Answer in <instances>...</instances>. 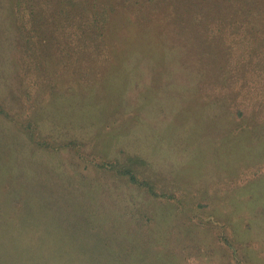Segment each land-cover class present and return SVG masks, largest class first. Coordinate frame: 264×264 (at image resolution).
Returning a JSON list of instances; mask_svg holds the SVG:
<instances>
[{
	"label": "rangeland",
	"instance_id": "1",
	"mask_svg": "<svg viewBox=\"0 0 264 264\" xmlns=\"http://www.w3.org/2000/svg\"><path fill=\"white\" fill-rule=\"evenodd\" d=\"M14 7V0H0V264H118L113 236L121 234L97 230L98 221L162 239L169 227L184 236L199 219L209 221L204 229L211 239L224 238L222 225L231 229L245 264H264V168L253 165L246 181L232 177L262 159V127L257 136L223 135L228 120L241 119L237 107L197 93L210 73L203 74L187 48L161 35L165 61L125 52L108 82L101 85L97 75L89 90L83 73L77 78L84 86L66 76L58 52L51 73L36 80ZM127 156L145 160L157 190L178 197L154 199L93 165ZM182 188L201 190L191 197ZM154 211L152 230L146 229ZM213 239L202 252L205 263L235 264L227 244ZM192 248L186 261L197 255ZM161 256V264H170L166 250Z\"/></svg>",
	"mask_w": 264,
	"mask_h": 264
},
{
	"label": "trees",
	"instance_id": "2",
	"mask_svg": "<svg viewBox=\"0 0 264 264\" xmlns=\"http://www.w3.org/2000/svg\"><path fill=\"white\" fill-rule=\"evenodd\" d=\"M14 1V15L22 17L18 30L23 46L30 50V66L39 72L36 80L43 73H51L53 62L60 52L66 76L71 81L83 85L82 78H77L83 73L85 82H92L83 85L89 90L95 87L94 81L98 75L104 86L120 57L137 53L145 59H156V55H161L165 61L167 50L159 41L164 35L170 43L187 48L188 55L195 58L204 75L210 73L198 94L208 91L216 99L237 107L234 115L239 116L241 121L231 115L232 119L227 121L230 122L228 128L221 131L224 136L233 138L246 132L257 136V126L262 127L261 133L264 134V0ZM142 43H149V48L140 47ZM53 50L57 53H53ZM125 52L128 55H124ZM160 67L164 68L163 65ZM213 121L220 122L222 118H213ZM93 165L112 175L124 177L128 183L150 193L154 199L174 200L178 197L157 190L147 173L146 161L138 156H127L124 161L101 160ZM253 165L263 169L264 154L255 164L250 162L241 166L240 171L232 174V177L246 181V176L254 170ZM183 190L193 197L201 189L194 194ZM203 193L209 197L208 190ZM176 200V203H182L181 199ZM185 211L183 208L182 215ZM96 214L99 216L100 211L97 210ZM171 214L178 219L172 211ZM155 215L156 212L146 229L152 230ZM203 220L190 223L196 224L197 230L202 233L189 224L186 235H176L169 227L170 235L162 239L145 234L143 228L137 234L123 232L116 222L108 225L98 221L95 227L99 231L108 229L121 234L113 236L116 238L118 264L138 261L139 264H161V252L164 250L170 254V264H206V256L202 252H206L213 238L204 229L205 222L209 221ZM221 227L224 238L217 236L212 244L217 242L218 246L220 241L227 244L229 263L233 260L235 264H245V258H237L240 248L236 247L242 243H236L234 234V239L231 238V229L224 225ZM191 232L201 235L200 238L196 239ZM191 247L197 255L186 261L184 253ZM138 255L141 258H137ZM227 263L228 259L223 264Z\"/></svg>",
	"mask_w": 264,
	"mask_h": 264
}]
</instances>
